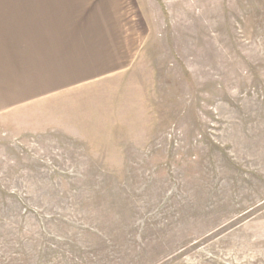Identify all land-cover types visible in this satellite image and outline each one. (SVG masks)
<instances>
[{"label":"rangeland","instance_id":"1","mask_svg":"<svg viewBox=\"0 0 264 264\" xmlns=\"http://www.w3.org/2000/svg\"><path fill=\"white\" fill-rule=\"evenodd\" d=\"M0 264H264V0H0Z\"/></svg>","mask_w":264,"mask_h":264}]
</instances>
